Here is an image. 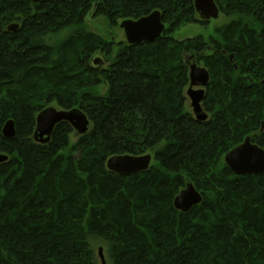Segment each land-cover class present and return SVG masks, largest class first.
<instances>
[{
    "label": "trees",
    "instance_id": "16d2710c",
    "mask_svg": "<svg viewBox=\"0 0 264 264\" xmlns=\"http://www.w3.org/2000/svg\"><path fill=\"white\" fill-rule=\"evenodd\" d=\"M215 2L228 20L177 40L205 22L193 0H0V264H96L99 242L109 264H264V172L222 163L246 136L264 148V0ZM154 10L165 28L152 42L114 44L85 25L90 12L114 26ZM191 57L209 73L205 121L185 107ZM51 102L81 109L88 132L71 143L60 122L35 142ZM147 153L145 171L106 168L112 155ZM187 181L202 199L181 212L173 199Z\"/></svg>",
    "mask_w": 264,
    "mask_h": 264
},
{
    "label": "water",
    "instance_id": "95a60500",
    "mask_svg": "<svg viewBox=\"0 0 264 264\" xmlns=\"http://www.w3.org/2000/svg\"><path fill=\"white\" fill-rule=\"evenodd\" d=\"M43 0H31L37 3ZM195 12L202 20L216 19L219 16V7L215 0H193ZM19 27L18 23L7 26V31L14 32ZM127 44L152 42L159 38L165 28L161 20L159 10H154L146 16L138 19H124L119 23ZM230 54L229 59L232 60ZM191 60V61H190ZM96 62V60H95ZM188 87L186 96L190 101L191 112L198 121H205L207 113L202 108L205 97V88L209 83V73L203 66L198 65L193 57L188 61ZM236 68V65H235ZM67 122L73 130L79 134H85L90 128V122L85 113L78 107L59 109L52 106L43 108L35 119L33 139L40 144H46L56 124ZM15 134L14 122L8 119L2 126V135L11 138ZM7 160V155L0 153V163ZM152 156L142 155H112L106 160V168L116 174L128 176L145 171L151 164ZM224 163L235 175H253L264 172V148L251 142L250 136H246L240 144L236 145L224 155ZM201 194L194 185L187 181L173 199V207L181 212H187L193 206L200 203ZM98 256L102 264H105L102 247L98 248Z\"/></svg>",
    "mask_w": 264,
    "mask_h": 264
},
{
    "label": "rangeland",
    "instance_id": "374dc122",
    "mask_svg": "<svg viewBox=\"0 0 264 264\" xmlns=\"http://www.w3.org/2000/svg\"><path fill=\"white\" fill-rule=\"evenodd\" d=\"M196 17L199 20H202V19H200L198 14L196 15ZM227 20H228L227 17H225L224 15L219 13V16L216 19H210L208 21L205 20V22H203V23H200V22L187 23V24L182 25V27L173 34V37L175 39H177V40H182V39L191 38V37H194V36L200 34L204 38H207L209 35L213 34L214 29L217 26L222 25ZM119 23L120 22H118L116 25L112 26V25H110L107 22V20L103 16H101V15H97L96 16V15H93L91 12L88 13L86 15V17H85V25H86V29L88 31H90V32H92V33H94L96 35H99L104 40L111 41L114 44H116V43H118L120 41H125V37H124L123 31L119 28ZM6 31H7V29H6ZM93 56L94 57H93V60H92V64H94L95 66L101 67V68H104V67L107 66L108 59L105 58L104 56H102L99 52L94 53ZM95 59H99L101 61V64L95 63L94 62ZM199 65L202 66V64H199ZM187 87H188V84L184 88V95L186 97L185 107H186L187 110H189L191 112L190 101H189V99H188V97L186 96V93H185ZM205 90H206V88H205ZM94 92L99 94V95H104L105 92H106V83L104 81H102L99 84H97L94 87ZM49 106L58 108L55 102L48 103V104H46L45 107H49ZM79 136L80 135L77 134L73 130L72 133L70 134V142L71 143L76 142V140L78 139ZM222 163H224V159L223 158H222ZM99 247H102L103 254H104V259H105V264H109V261H108L106 255H105L104 246H103L102 242L93 244V252H94V257H95V263L96 264H102L101 260H100V258L98 256V248Z\"/></svg>",
    "mask_w": 264,
    "mask_h": 264
}]
</instances>
